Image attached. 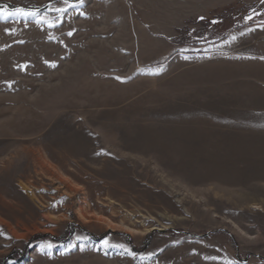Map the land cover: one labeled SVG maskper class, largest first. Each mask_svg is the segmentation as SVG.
<instances>
[{"label": "rangeland", "instance_id": "374dc122", "mask_svg": "<svg viewBox=\"0 0 264 264\" xmlns=\"http://www.w3.org/2000/svg\"><path fill=\"white\" fill-rule=\"evenodd\" d=\"M236 1L0 0V264H264V24L174 42Z\"/></svg>", "mask_w": 264, "mask_h": 264}, {"label": "snow or ice", "instance_id": "6c2138e0", "mask_svg": "<svg viewBox=\"0 0 264 264\" xmlns=\"http://www.w3.org/2000/svg\"><path fill=\"white\" fill-rule=\"evenodd\" d=\"M58 5H62V6H58L56 8H53L52 5L48 6L49 11H55L58 14H61L60 16V24H63L66 22L67 17L63 16L64 13L69 14V16L72 14L70 10H74L78 7L83 6L86 3V0H77V2H73V0H57ZM261 3H264V0H261ZM17 15H22L25 20H27L28 18L31 17H35L36 16V12H29L26 11L25 9H10L8 6L6 5H2L0 4V19L3 20H7L9 17H15ZM257 16H264V12L261 11H257L256 15L253 16L251 14H249L247 17H245L244 19V24L247 25L250 22H254L256 20ZM204 18L201 17V20H203ZM211 23L216 24L218 23L217 21H212ZM60 24H49L48 27L52 28V27H59ZM261 24H264V20L261 21ZM261 30H264V28H261ZM256 31L255 28H248V31H241L239 33L240 37H244L246 35H248L250 32ZM6 35H16V33L13 32H6ZM75 35L74 32L69 31L67 33V36L69 38L73 37ZM201 39H206V38H199L197 39V43L200 42ZM238 40V37L236 35H233L231 37L230 40H226L224 44L221 45H217L218 48H224V47H231L236 41ZM22 42V41H20ZM193 51L197 50V49H191ZM184 51H189V49H184ZM248 59H251V57H247ZM185 59H187V57H185ZM261 59H264V57H261ZM49 67L51 68H56L57 65L51 64L49 65ZM25 68H27V66H25ZM152 75H159V72H152L150 73ZM118 79V78H117ZM124 82V81H121ZM7 87L9 89L12 88V84H8ZM261 128H264V124H260L258 125ZM0 235H2V232H0ZM6 239H11V237H6ZM77 245H79L80 250L84 251L85 249V245L83 242H81L80 240H77V243L73 244L70 250H75V248L77 247ZM53 247L52 244H47V245H41V254L44 255V248H48L49 250H51V248ZM108 248H112V249H120L122 250L124 253L131 255L134 259L136 258L135 255L133 253H131V251L126 248L124 245L122 244H116V243H110V239L106 238L103 242H101V244L99 246H97L94 250L95 251H101V252H105L107 253ZM153 257H148L147 259L151 260ZM212 259H215L214 257H212Z\"/></svg>", "mask_w": 264, "mask_h": 264}, {"label": "trees", "instance_id": "16d2710c", "mask_svg": "<svg viewBox=\"0 0 264 264\" xmlns=\"http://www.w3.org/2000/svg\"><path fill=\"white\" fill-rule=\"evenodd\" d=\"M243 0H237L236 4H241ZM252 10L248 9L241 15V19H238V21H235L236 25H233L231 28L223 30V28H220V17L214 16L212 18L205 19L202 21L205 26L203 30L198 31L195 35L187 34L184 37H179L174 39V42L176 44H179L181 46L183 45H188L192 47H197L203 45L205 42H210L213 40H220L222 39L226 34L238 30L244 26L248 25H253V24H258L261 23L262 20H264V16H257L256 20L254 22H250L249 24L245 25L244 24V19L247 17L249 14L255 16L256 14H253L251 12ZM261 17V18H259ZM212 21H217L218 23L213 24L211 23ZM199 38H206V39H201L199 43H197V39Z\"/></svg>", "mask_w": 264, "mask_h": 264}, {"label": "water", "instance_id": "95a60500", "mask_svg": "<svg viewBox=\"0 0 264 264\" xmlns=\"http://www.w3.org/2000/svg\"><path fill=\"white\" fill-rule=\"evenodd\" d=\"M247 260V259H246Z\"/></svg>", "mask_w": 264, "mask_h": 264}]
</instances>
